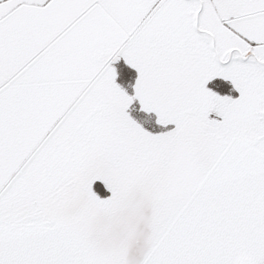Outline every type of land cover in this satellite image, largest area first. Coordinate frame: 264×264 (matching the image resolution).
<instances>
[{
  "label": "snow or ice",
  "instance_id": "obj_1",
  "mask_svg": "<svg viewBox=\"0 0 264 264\" xmlns=\"http://www.w3.org/2000/svg\"><path fill=\"white\" fill-rule=\"evenodd\" d=\"M0 264H264V0H0Z\"/></svg>",
  "mask_w": 264,
  "mask_h": 264
}]
</instances>
